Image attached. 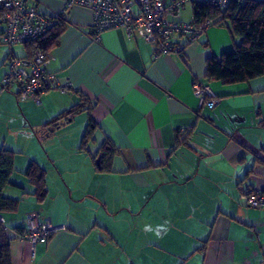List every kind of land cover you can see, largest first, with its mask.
<instances>
[{
  "label": "crops",
  "instance_id": "1",
  "mask_svg": "<svg viewBox=\"0 0 264 264\" xmlns=\"http://www.w3.org/2000/svg\"><path fill=\"white\" fill-rule=\"evenodd\" d=\"M36 1L66 24L48 67L70 86L42 94L40 104L20 101L18 86L2 81L9 58L31 50L0 34V150L16 152L3 192L20 199L17 212L2 214L13 264H264V208L242 199L247 189L264 192V75L206 78V60L234 48L231 30L213 25L191 44L176 35L184 55L155 56L123 27L97 38L85 7ZM195 10L186 4L183 19ZM196 81L209 84L216 107L201 106ZM82 97L85 109L71 114ZM106 141L118 152L111 171L99 172ZM32 160L47 173L42 202L25 175ZM30 213L60 229L32 245L17 230Z\"/></svg>",
  "mask_w": 264,
  "mask_h": 264
},
{
  "label": "built area",
  "instance_id": "2",
  "mask_svg": "<svg viewBox=\"0 0 264 264\" xmlns=\"http://www.w3.org/2000/svg\"><path fill=\"white\" fill-rule=\"evenodd\" d=\"M233 0H67L65 11L85 7L91 11L93 30L97 38L107 29L123 27L129 36L138 35L154 46L155 56L176 51L184 55V45L174 41L175 36H185L189 44L197 42L211 26L209 18L184 20L186 4L202 3L225 9ZM244 1V0H242ZM59 15L43 12L36 0H0L1 40L10 45L35 43L58 22ZM49 52L36 47L26 57L12 56L2 85L4 89L18 86L20 101L33 99L42 102V94L59 89L67 91L70 79L61 81L60 75L49 69ZM194 93L202 107L214 108L219 104L209 84L196 81ZM242 199L250 206L264 208V192L255 189L242 191ZM5 218L0 214V223ZM24 239L32 245L47 240L60 227L51 218L41 220L37 213L26 219Z\"/></svg>",
  "mask_w": 264,
  "mask_h": 264
},
{
  "label": "trees",
  "instance_id": "3",
  "mask_svg": "<svg viewBox=\"0 0 264 264\" xmlns=\"http://www.w3.org/2000/svg\"><path fill=\"white\" fill-rule=\"evenodd\" d=\"M194 19L209 18L213 25L227 26L234 39V48L219 57L211 56L206 60L207 81H221L225 84L249 81L264 75V1L263 0H233L227 8L195 4ZM66 24L61 16L50 31L35 43L26 44L30 47V55L36 47L49 52L59 44L60 37ZM86 98L82 97L80 103L70 109L74 114L85 109ZM95 125L90 121L84 140V148L92 140ZM118 150L109 141L101 147L97 156L96 166L99 172H109L112 159ZM16 152L0 150V214L17 212L20 199L4 195V188L11 183L10 177L14 171ZM25 175L34 185V194L39 202L48 195L47 173L40 164L32 160L29 162ZM263 192V191H261ZM247 203V202H246ZM248 204V203H247ZM249 205V204H248ZM250 206V205H249ZM22 233L23 229L17 228ZM11 233L4 223H0V264H13L11 254Z\"/></svg>",
  "mask_w": 264,
  "mask_h": 264
},
{
  "label": "rangeland",
  "instance_id": "4",
  "mask_svg": "<svg viewBox=\"0 0 264 264\" xmlns=\"http://www.w3.org/2000/svg\"><path fill=\"white\" fill-rule=\"evenodd\" d=\"M23 54V51L17 52V56H21Z\"/></svg>",
  "mask_w": 264,
  "mask_h": 264
}]
</instances>
